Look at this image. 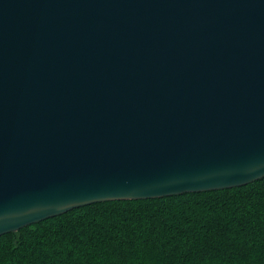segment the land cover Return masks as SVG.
<instances>
[{
    "label": "water",
    "instance_id": "obj_1",
    "mask_svg": "<svg viewBox=\"0 0 264 264\" xmlns=\"http://www.w3.org/2000/svg\"><path fill=\"white\" fill-rule=\"evenodd\" d=\"M262 179L264 0H0V237Z\"/></svg>",
    "mask_w": 264,
    "mask_h": 264
},
{
    "label": "trees",
    "instance_id": "obj_2",
    "mask_svg": "<svg viewBox=\"0 0 264 264\" xmlns=\"http://www.w3.org/2000/svg\"><path fill=\"white\" fill-rule=\"evenodd\" d=\"M0 264H264V179L75 209L0 237Z\"/></svg>",
    "mask_w": 264,
    "mask_h": 264
}]
</instances>
